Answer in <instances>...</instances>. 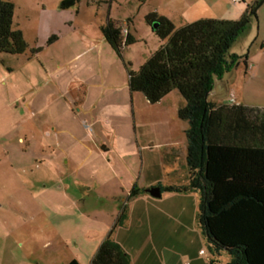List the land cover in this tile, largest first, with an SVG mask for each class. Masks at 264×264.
<instances>
[{"label": "crops", "instance_id": "0c3cea01", "mask_svg": "<svg viewBox=\"0 0 264 264\" xmlns=\"http://www.w3.org/2000/svg\"><path fill=\"white\" fill-rule=\"evenodd\" d=\"M81 8L78 3L68 11L60 4L42 6L39 11L28 9L27 15L39 18L16 29L23 34L27 52L6 55L8 72L2 79L9 99L14 98L15 104L21 101L26 113L34 115L32 127L41 137L45 162L61 174L68 173L83 184L97 176H116L118 185L129 195L133 187L139 189L133 202L140 201L148 209L137 215L144 221L139 238L133 240L124 229L113 232V239L129 254L131 264H186L183 261L188 255L195 264H204L199 253L206 239L200 225L196 232L187 228L185 242H178L182 247L171 246L172 236L179 238L186 228L182 224L187 218L184 196L190 193L162 192L161 198L155 199L145 192L152 187L186 185L190 179L188 125L177 116L184 98L177 93L183 101L177 97L174 107H169L173 91L152 105L143 94L132 93L128 84L130 74L138 72L167 41L156 50L142 52L137 60L125 47L121 60L101 32L108 19H115L105 11L92 14ZM25 18L29 20V16ZM115 21L134 44L143 41L131 35L133 19ZM94 22L95 27L90 25ZM18 80L25 89L19 91ZM24 125L27 136L30 130ZM178 168L182 180L177 176ZM145 170L147 178L140 183L138 175ZM134 214H130L129 224Z\"/></svg>", "mask_w": 264, "mask_h": 264}, {"label": "rangeland", "instance_id": "374dc122", "mask_svg": "<svg viewBox=\"0 0 264 264\" xmlns=\"http://www.w3.org/2000/svg\"><path fill=\"white\" fill-rule=\"evenodd\" d=\"M63 1L12 0L15 29L34 24L39 18L36 14L27 15L28 9L39 11L42 6H61ZM78 3L85 13L105 11L121 22L133 19L131 35L143 40L127 46L134 60L139 59L142 52L156 50L164 42L146 22V16L151 13L169 19L179 29L200 19L238 21L249 5L259 3L256 17H252L246 31L228 52V59L230 55L237 57L236 64L215 80L208 101L229 104L233 98L249 108L264 109V0H79ZM25 16H29V20ZM95 23L90 25L95 27ZM6 57L0 55V264H68L71 260L90 264L100 242L108 235L114 238V231L124 229L137 240L144 224L137 215L148 209L140 201L133 202L134 197L118 185L116 176L105 175L102 179L97 176L83 184L45 162L40 148L41 137L32 127L34 115L26 113L21 101L15 104L14 98L9 99L6 81L2 79L8 72ZM17 87L19 91L25 89L20 80ZM177 93L174 91L171 95L169 107H174L178 98L183 101ZM24 123L30 130L27 136L23 133ZM177 171L182 180L180 168ZM146 172L137 174L140 183L146 180ZM184 197L187 218L182 223L183 228L196 232L200 229L196 220L200 192ZM122 212L126 220L120 226L118 218ZM132 212L136 215L129 224ZM185 229L181 230L179 238L172 236V247L174 244V248L182 247L178 242H185L188 231ZM201 251L200 262L204 264L210 261L226 264L231 260L225 252L221 256L212 254L206 241ZM190 257L188 255L183 262L195 264V259Z\"/></svg>", "mask_w": 264, "mask_h": 264}, {"label": "trees", "instance_id": "16d2710c", "mask_svg": "<svg viewBox=\"0 0 264 264\" xmlns=\"http://www.w3.org/2000/svg\"><path fill=\"white\" fill-rule=\"evenodd\" d=\"M78 2L64 0L61 6ZM259 5H249L238 21L200 19L179 29L156 13L147 15L155 35L167 42L128 79L130 91L143 94L152 105L173 91L184 98L177 116L188 124L190 179L186 185L160 188L175 194L200 192L197 222L212 254L230 256L226 264H264V109L236 102L215 104L208 98L215 80L236 64L237 57L228 59V52L256 17ZM14 16L12 0H0V54L21 56L28 46L14 28ZM101 32L121 60L124 48L135 43L128 35L123 39L121 24L112 19ZM138 194L133 187L130 197ZM125 220L122 212L118 224L123 226ZM90 264H131V258L108 235Z\"/></svg>", "mask_w": 264, "mask_h": 264}, {"label": "water", "instance_id": "95a60500", "mask_svg": "<svg viewBox=\"0 0 264 264\" xmlns=\"http://www.w3.org/2000/svg\"><path fill=\"white\" fill-rule=\"evenodd\" d=\"M145 192L155 199H159L162 196V190L160 187H152L150 189L145 190Z\"/></svg>", "mask_w": 264, "mask_h": 264}, {"label": "built area", "instance_id": "2783aa9c", "mask_svg": "<svg viewBox=\"0 0 264 264\" xmlns=\"http://www.w3.org/2000/svg\"><path fill=\"white\" fill-rule=\"evenodd\" d=\"M127 35H128V32H127V31H124V32H123V39H124V40H125V38L127 37ZM234 103H235V100H234L233 98H231L229 104H234ZM201 254H204V252L201 251Z\"/></svg>", "mask_w": 264, "mask_h": 264}]
</instances>
